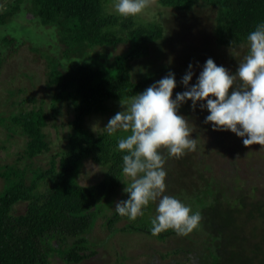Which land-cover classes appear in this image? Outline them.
I'll list each match as a JSON object with an SVG mask.
<instances>
[{
    "label": "trees",
    "instance_id": "trees-1",
    "mask_svg": "<svg viewBox=\"0 0 264 264\" xmlns=\"http://www.w3.org/2000/svg\"><path fill=\"white\" fill-rule=\"evenodd\" d=\"M154 2L171 9L173 16L177 15L175 19L196 18V9L206 13L205 27L214 45L202 40L195 45L197 29L188 18L191 23L179 28L164 21L136 25L130 16L120 17L109 11L107 0H4L0 5V27L10 25L25 6L39 25L54 27L64 59L79 56L74 70L69 71L61 68L57 57L30 48L32 52L42 53L47 62L48 103L41 99L39 106L19 111L8 126L15 130L8 138L23 134L27 141L17 163L5 165L0 173L3 179L0 264H84L96 257L97 250L117 233L135 234L138 239H143L145 234V240L157 243L179 241L173 250L159 255L185 260H175L173 264H264V193L257 198L260 187H244L239 165L216 174L213 165L206 163L207 154L224 148L226 131H213L210 124L204 123L208 111H201L199 104L193 111L191 101L183 104L179 113L194 125L192 136L198 138L195 150L198 153L176 158L161 150L166 157L167 173L163 195L176 197L190 206L193 213L199 211L203 217L200 226L187 236L171 229L153 236L151 221L157 215L158 200L150 202L142 209L144 214L134 221L115 210L105 214L113 205L117 189L130 183L122 171V156L126 153L118 150V139L128 133L117 131L109 136L106 131L92 132L85 127L89 118L114 116L123 110L120 100L130 103L132 96L142 93L169 72L177 81L175 99L177 93L186 90L181 80L189 64L199 74L207 59L221 62L229 49L245 47L248 54V34L257 24L264 23V0ZM0 43L6 48L7 56L17 48V39L12 35L1 37ZM158 43H163L159 48L162 56L158 54L153 61L150 57ZM122 44L127 45L124 52L107 60L105 65L96 62L100 49H114ZM164 45L168 51L163 49ZM147 60L152 66L141 78H133L135 64ZM2 62L0 53V69ZM195 83L192 78L189 86ZM33 97L25 101L34 103L36 97ZM63 106L66 112H71L72 119L61 123L62 127L66 126L65 143L50 155L48 167L31 169L30 164L18 167L20 161L50 150L45 129L50 118L61 115ZM87 160L96 163L101 174L99 180L88 184L80 180ZM122 196L128 199L125 192ZM99 220L108 232L103 241L95 243L90 236ZM120 221L127 223L117 227ZM182 240L187 244H181ZM118 256L122 261L118 259L116 264H122L126 258Z\"/></svg>",
    "mask_w": 264,
    "mask_h": 264
},
{
    "label": "clouds",
    "instance_id": "clouds-1",
    "mask_svg": "<svg viewBox=\"0 0 264 264\" xmlns=\"http://www.w3.org/2000/svg\"><path fill=\"white\" fill-rule=\"evenodd\" d=\"M152 0H118L115 11L122 17L141 14ZM249 51L238 64L235 74L213 59L206 60L194 85L193 65L182 77L186 89L177 93L175 75L169 72L142 93L120 100L122 111L109 119L103 129L109 136L117 131L128 133L118 139L122 156L123 174L130 178L124 188L127 200L115 202V212L136 220L150 202L159 201L152 219L151 234L158 236L169 229L187 236L202 222V214L192 212L190 206L174 196L163 195L166 190L167 150L171 157L180 158L186 151H195L198 138H193L190 120L179 114L180 107L191 101L192 110L197 104L209 115L204 123L213 131H230L243 140L245 147H264V23L257 24L247 36ZM234 42H232L233 44ZM214 97V99H210Z\"/></svg>",
    "mask_w": 264,
    "mask_h": 264
},
{
    "label": "rangeland",
    "instance_id": "rangeland-1",
    "mask_svg": "<svg viewBox=\"0 0 264 264\" xmlns=\"http://www.w3.org/2000/svg\"><path fill=\"white\" fill-rule=\"evenodd\" d=\"M3 1L4 0H0V5ZM107 1L108 10L120 16L115 11L114 7L118 0ZM171 12H173L171 9L163 8L152 0L151 5L141 14H138L135 17H130L134 19L133 21H135L136 25L145 24L146 22L151 23L164 21V23L167 22L170 26L176 25V28H179L181 25L184 27V23L192 22L193 28L196 27L197 29V33L195 34L197 39L194 41L195 45L198 44L200 40H202V42L209 41L211 45H214L210 32H207V27H205L207 25V22L205 21L207 17L206 13L196 9L194 12L198 14L196 15V18H189L185 16H191L190 13H182L185 17L180 19L176 17L177 19H175L174 16L177 15L173 16ZM187 18L191 22H189ZM5 35H12L17 39V44L15 46L17 48H15V50L7 56L6 48L0 43V53H2L3 58L2 67L0 69V125H2V123L5 124V127L0 126V173L4 171L3 167L5 165L12 166L17 163L18 154L22 153L27 141L23 134H16L11 136V138H8V134H15L14 128L8 129V126L10 127L12 124V117L15 114L19 115V111L31 110L32 108L39 106L41 104V99H43L46 104L48 103V91L46 89L47 62L42 56V53L47 56L57 57L61 68L64 70H74L77 62L79 61V56H70L66 59L62 57L59 39L55 33L54 27L45 28L39 25L38 21H36L35 18L32 19L26 12L25 6H22L20 13L13 18L10 25L0 27V38ZM206 36L208 37L207 39ZM162 44L163 43H158L154 46L152 56L150 57L151 60L154 61L155 57L162 51L161 49L159 52V48ZM30 48L37 49L42 53L38 54L32 52ZM126 48L127 45L122 44L114 49H100L99 55L96 57V62L98 64L105 65L107 60L124 52ZM166 48L167 47L164 45L163 49L168 51ZM212 48L217 49L214 46ZM229 50L230 52L227 50L226 55L224 54V56H222L223 60L216 64L218 66L225 67L231 73L235 74L238 64L242 62L247 55L245 53L246 48L240 47L236 51H232L231 49ZM88 53L89 55L91 54L90 52ZM149 60L135 64L133 68V78L134 76L136 78H141L144 75L143 72H147L150 65L152 66L153 64L149 62ZM194 73L193 79L197 80L199 76L198 70H195ZM19 90L23 91L19 92ZM32 95L36 97L34 103L33 101H25L26 98L31 97ZM46 109L48 111L47 107ZM112 117L113 116L111 115H107L105 117H91L87 121L85 127L92 132L104 131L103 129L107 126V122ZM68 119H72V114L71 112H66L65 106H63L61 109V115H57L55 119L50 118V125H48L45 129L50 150L47 153H43L31 160L24 159L20 161L18 163V167L23 168L27 164H30L31 169H34L37 166L43 169L47 168L50 155L55 153L65 143L63 139L66 134V126L62 127L61 123H66V120ZM51 124L56 126L52 127ZM223 143L224 148H221V152L212 150V155L207 154V156L204 157L206 163L213 165L212 168H215L216 174L218 171H228L232 166H234V164L239 165L242 173L241 177L245 181L244 187H247V189L252 187L251 185H254L257 188L260 187L259 193L256 192V197H260V195L264 193V147H261L260 145L245 147L243 140L230 131L225 132ZM210 144H212V142ZM187 153L196 154L198 152L194 151L190 153V151H186V154ZM186 171H188V169H186ZM30 175L31 174L28 172V180ZM100 178L101 174L99 166L91 160H87L84 163L80 179L81 182L86 184L90 182L93 183ZM127 180H130V178L127 177ZM2 188L3 179L0 178V191ZM124 188L125 187L121 186L117 189L113 205L105 212V214L109 215L115 210L114 206L116 201L126 200L122 196ZM156 203L158 204V202ZM124 223L127 222L120 221L117 224V227H122ZM101 226H103L102 220H99L94 228L93 234L90 236L91 241L97 243L106 238L108 230L102 228ZM192 237L195 238V235ZM141 238L143 239H138L135 234L117 233L113 240H108L107 243L101 247V249L99 248L97 250L98 254L96 257L84 262V264H116L118 259L122 261L118 255H124L126 258L122 264H173V261L175 260H183L181 257H175L172 255V257L169 256L167 258L159 256L165 255L169 251L173 250L178 244H180L179 241L177 242L175 239H170L164 243H157L152 239L145 240V234H143ZM121 242L123 244H121ZM180 242L183 245L187 244V242H184L183 240ZM104 255L106 257H104ZM184 261L185 260H183V262Z\"/></svg>",
    "mask_w": 264,
    "mask_h": 264
}]
</instances>
